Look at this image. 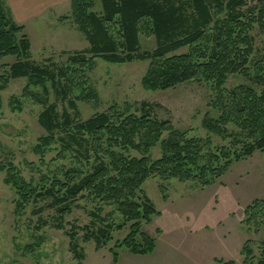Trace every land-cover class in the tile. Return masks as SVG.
<instances>
[{
	"label": "trees",
	"instance_id": "1",
	"mask_svg": "<svg viewBox=\"0 0 264 264\" xmlns=\"http://www.w3.org/2000/svg\"><path fill=\"white\" fill-rule=\"evenodd\" d=\"M94 3H69L70 17L89 47L72 53L65 63L43 65L30 58L24 26L13 21L0 3V68L4 69L0 90L14 78L26 79L23 91L28 94H33L29 86L41 87L44 98L34 96L43 104L38 123L46 134L38 138L33 150L43 154L58 143V154L70 153L75 160L50 176L41 175L39 185L8 165L3 181L16 191V213L30 201L47 198L62 220L79 199L92 204L90 222L71 226L67 232L69 250L77 259L83 257L77 248L78 231L83 241L92 240L100 248L112 241L114 231L126 228V235L110 247L116 263L119 255L114 248L124 246L137 255L155 248L154 238L141 231L142 223L159 214L142 192L147 178L192 180L203 188L223 176L232 162L264 151V0H100L97 12ZM255 30L262 35L260 51L255 46ZM142 33L154 37L152 49L141 50ZM179 49L184 50L176 52ZM7 55L14 60L1 62ZM96 58L110 63L149 60L141 79L145 89H167L193 79L208 84L213 91L208 107L215 114L206 111L201 118L207 136H189L170 120L157 118L147 102H141L137 111L112 103L79 120L77 101L98 102L96 91L83 78ZM234 74L248 83L226 88V79ZM48 86L74 114L65 107L59 119L55 103L46 100ZM12 101L19 108V101ZM157 146L159 156L152 157L151 150ZM258 213L263 223L264 199L246 205L243 224L250 227ZM240 254V263L215 261L264 264V238L257 255L250 239L243 242Z\"/></svg>",
	"mask_w": 264,
	"mask_h": 264
},
{
	"label": "rangeland",
	"instance_id": "2",
	"mask_svg": "<svg viewBox=\"0 0 264 264\" xmlns=\"http://www.w3.org/2000/svg\"><path fill=\"white\" fill-rule=\"evenodd\" d=\"M94 2L93 10L97 12L100 0ZM69 3L57 15L24 25L30 43L29 55L35 62L65 63L72 53L89 47L70 17ZM253 35L256 49L260 51L262 35L256 30ZM139 43L141 50H150L154 47V37L142 33ZM13 60V56L7 55L1 62ZM148 63L149 60L110 63L96 58L83 78L96 91L98 102L77 101V118L85 120L112 103L120 107L129 105L131 111H137L141 102H147L153 106L152 112L157 118L170 120L175 128L186 130L189 136L206 137L201 118L206 111L215 114L208 107L213 96L209 85L193 79L167 89H145L141 79ZM26 83L25 78L10 79L0 90V264H116L110 247L126 235V228L114 231L112 241L100 248L92 240L83 241L82 232L78 231L77 248L83 254L82 259H77L69 250L67 232L71 226L90 222L88 210L92 204L84 198L62 220L47 198L30 201L18 213L14 210L16 191L3 181L8 165L18 170L25 180L32 179L39 185L41 175L50 176L60 167L75 164L72 154H58V143L46 148L43 154L34 152L38 138L46 134L38 123L43 104L34 96V93L41 97L43 94L37 86H29L33 94L23 91ZM247 83L245 77L234 74L228 76L224 86L231 88ZM47 90L46 100L55 103L59 119L65 107L74 114L66 101L54 96L49 86ZM13 98L19 101V108H14ZM212 138L214 143H219V139ZM151 156H159L158 146L152 148ZM142 192L159 212L148 223L141 224V231L154 238L156 247L144 255L132 254L124 246L114 248L120 259L117 264H222L215 258L240 263V248L246 239L252 241L253 252L258 254L264 238V222H260L263 215L258 213L250 227L242 219L247 204L264 199V151L256 150L251 156L232 162L223 176L206 187L199 188L192 180H161L151 176L143 183ZM58 222L62 228L56 227Z\"/></svg>",
	"mask_w": 264,
	"mask_h": 264
},
{
	"label": "crops",
	"instance_id": "3",
	"mask_svg": "<svg viewBox=\"0 0 264 264\" xmlns=\"http://www.w3.org/2000/svg\"><path fill=\"white\" fill-rule=\"evenodd\" d=\"M69 2L70 0H0L2 7L11 19L23 26L29 22H37L38 20L42 22L54 13L57 15L58 10L64 6L66 7ZM119 261L120 259L116 264Z\"/></svg>",
	"mask_w": 264,
	"mask_h": 264
}]
</instances>
